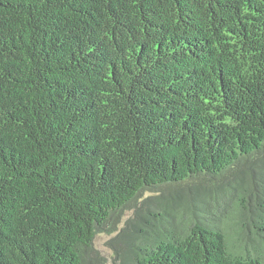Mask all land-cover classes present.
<instances>
[{
  "label": "trees",
  "instance_id": "16d2710c",
  "mask_svg": "<svg viewBox=\"0 0 264 264\" xmlns=\"http://www.w3.org/2000/svg\"><path fill=\"white\" fill-rule=\"evenodd\" d=\"M147 191L132 264H264V0H0V264Z\"/></svg>",
  "mask_w": 264,
  "mask_h": 264
},
{
  "label": "rangeland",
  "instance_id": "374dc122",
  "mask_svg": "<svg viewBox=\"0 0 264 264\" xmlns=\"http://www.w3.org/2000/svg\"><path fill=\"white\" fill-rule=\"evenodd\" d=\"M190 192H193L192 188ZM183 193L182 190H174L166 196L169 200L175 201ZM158 195H160L159 191L145 192L135 205L123 210L113 226L98 232L92 248L84 253V264H132L129 241L135 239L136 227L141 224L147 209L155 207Z\"/></svg>",
  "mask_w": 264,
  "mask_h": 264
}]
</instances>
